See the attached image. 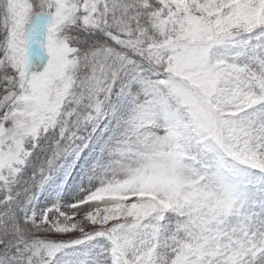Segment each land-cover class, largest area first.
Returning a JSON list of instances; mask_svg holds the SVG:
<instances>
[{
    "label": "snow or ice",
    "instance_id": "obj_1",
    "mask_svg": "<svg viewBox=\"0 0 264 264\" xmlns=\"http://www.w3.org/2000/svg\"><path fill=\"white\" fill-rule=\"evenodd\" d=\"M0 264H264V0H0Z\"/></svg>",
    "mask_w": 264,
    "mask_h": 264
}]
</instances>
